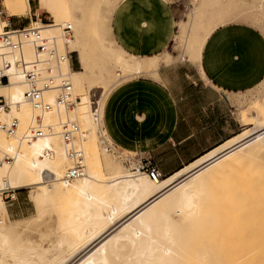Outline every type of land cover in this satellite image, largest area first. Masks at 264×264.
Instances as JSON below:
<instances>
[{
    "label": "bare ground",
    "instance_id": "1",
    "mask_svg": "<svg viewBox=\"0 0 264 264\" xmlns=\"http://www.w3.org/2000/svg\"><path fill=\"white\" fill-rule=\"evenodd\" d=\"M29 1L1 0L0 15L2 9L8 15L27 14L30 11ZM35 1L38 14L33 16L38 17L30 19V24L39 25L42 34L55 39L61 51L74 52L69 50L73 31L67 41L63 40L60 31L67 22L53 25V21L67 18L65 2ZM192 1L201 7H209L233 0ZM42 12L53 18L51 24L40 23ZM194 13L191 9L190 15ZM243 18L251 16L241 14L237 17L238 21L245 20ZM232 21L221 20L201 35L197 60L208 34L217 26ZM7 24V20L0 17V33ZM84 28L83 22L78 25L81 33L85 32ZM22 54L25 60L34 58L30 43L23 45ZM16 56L17 53H13L8 57L12 60ZM84 56L83 51H79V60L85 66ZM140 67L137 61L135 71H139ZM59 70L70 84L75 103L69 109L53 105L44 112L41 115L44 133L33 139H27L26 134L36 124L37 110L25 96L26 82L13 70L9 83L0 84V96L6 102V108L0 109V121L8 123L15 120L17 123L13 132L0 128V217H3L0 218V264L238 263L242 256L240 247L243 249L249 243L241 240L240 247H236L237 241H232L233 233L217 230V220L224 221L222 214L240 205L238 219L255 217L257 231L263 230L264 162L257 161V168L248 173L249 176L229 181L223 179L228 177L236 164L251 157L264 158V120H254L255 125L241 130L174 174L152 179L139 170L138 158L133 161L119 151L114 153L110 140L98 128L100 103L92 101L86 93L81 72L72 69L68 56L59 65ZM120 73L121 70H118L117 75ZM41 74H44L43 66ZM56 94V90L48 91L44 99L54 103ZM65 120L77 126L68 146L80 152L84 166L83 175L69 183L61 181L72 164L66 153L67 144L61 136V123ZM101 159L105 162L104 166ZM219 187L229 193L230 200L220 199ZM20 188L31 189L38 211L34 222L26 218L9 220L1 194ZM57 202L61 210L54 223L61 234L48 246L39 242L34 245L36 239L32 240L26 230L48 222L47 215ZM176 213L180 216L176 217ZM211 230L214 237L211 240L203 238ZM223 237L229 240L227 246L219 240Z\"/></svg>",
    "mask_w": 264,
    "mask_h": 264
},
{
    "label": "rangeland",
    "instance_id": "2",
    "mask_svg": "<svg viewBox=\"0 0 264 264\" xmlns=\"http://www.w3.org/2000/svg\"><path fill=\"white\" fill-rule=\"evenodd\" d=\"M63 1L67 9V18L63 19L64 21L54 22L46 12H42L40 18L43 21H53L54 26L64 22L71 24L73 38L69 50L72 49L75 52L72 69L81 72L86 93L92 101L100 103L101 117L98 128L110 140L109 143L115 150L114 153L119 151L131 157L133 161L135 159L137 161L140 155L135 151L117 146L111 139L107 127V105L111 93L117 87L132 78L146 76L143 73L155 72L160 61L167 64L174 59L170 54L187 56L192 61L197 60L196 51L201 35L221 20L232 19V22L250 26L264 38V0H233L228 4L215 3L209 7H201L192 0H168L166 3L164 0ZM30 5L33 14L36 11L37 2L30 0ZM191 9L195 11L192 16L190 15ZM4 12L0 17L6 21ZM241 14L250 15L251 18L238 21L237 17ZM17 15H23L11 16V21L17 25L26 24L31 17L34 19V16L30 14ZM82 22L85 26L84 33L78 29V25ZM81 50L85 55V66L79 60ZM147 55L156 56L144 57ZM137 61L142 66L139 68L140 72L134 69ZM118 70H121L120 75H117ZM231 103L234 106L235 115L238 114L240 122L244 124L240 130L255 125L254 120H264V76L245 92L232 95ZM93 106L96 105L93 103ZM98 139L101 147L100 137ZM257 161L263 163L264 158L251 157L249 160L236 164L228 177L223 180L229 181L249 176L248 173L257 168ZM104 163L102 160L103 166ZM219 189L220 199L230 200L229 193L223 187ZM5 194H1V197L9 213L10 222L21 221L23 218L34 222L37 219L38 211L32 200L31 189H16L15 199L12 200L6 199ZM58 203L52 205L53 211L51 208L47 215L48 225L45 223L26 230L28 236L33 238L32 240L36 239L34 245L39 242L43 246H48L55 241L57 235L61 234L54 223L61 210ZM240 208L241 206L237 205L233 211L224 212L222 214L224 221L217 220L219 223L216 228L219 232L225 230L233 233L232 241H237L236 247H240L241 240L249 243V246L243 249L240 247L242 256L236 264H264V227L262 231H257V218L255 217L238 219ZM175 216L179 217L180 214L176 213ZM0 218H3L2 215ZM241 228L242 231H239ZM236 232L240 235H236ZM241 232H243L242 235ZM213 237L211 230L206 232L203 238L211 240ZM219 240L224 246L229 243V240L227 238L224 240V237ZM224 251L232 255V252L225 248Z\"/></svg>",
    "mask_w": 264,
    "mask_h": 264
},
{
    "label": "crops",
    "instance_id": "3",
    "mask_svg": "<svg viewBox=\"0 0 264 264\" xmlns=\"http://www.w3.org/2000/svg\"><path fill=\"white\" fill-rule=\"evenodd\" d=\"M29 7L27 14H38L37 10L32 14L30 1ZM11 16L23 15L5 13L4 19L17 25ZM170 55L174 59L167 64L160 61L155 72L117 87L106 114L117 146L149 155L162 178L241 131L244 124L235 115L231 96L264 76V38L250 26L231 22L208 34L198 60Z\"/></svg>",
    "mask_w": 264,
    "mask_h": 264
},
{
    "label": "built area",
    "instance_id": "4",
    "mask_svg": "<svg viewBox=\"0 0 264 264\" xmlns=\"http://www.w3.org/2000/svg\"><path fill=\"white\" fill-rule=\"evenodd\" d=\"M1 1V0H0ZM38 16H34L37 19ZM42 24H51V21H43L39 17ZM5 30L0 33V84L9 83L12 71H16L27 84L25 96L37 110L35 114L36 124L30 127L26 137L33 139L44 133L41 126V115L49 111L53 105L56 107H65L69 109L74 105V100L71 96V87L64 75L59 70V65L67 56L70 59L71 67L73 66V55L75 52L61 51L58 48L56 40L45 37L39 25H31L29 21L21 26L11 25L9 22L4 26ZM61 35L64 41H67L72 36V26L69 22L61 26ZM30 43L34 49L35 56L32 60H25L22 54L23 45ZM17 53L14 59H10V54ZM43 66L44 74H41ZM56 90L57 94L54 98V103L47 102L44 99L46 92ZM6 108L5 98L0 96V109ZM17 126L15 120L10 122H1L0 128L7 132H13ZM77 131V126L65 120L61 123L62 140L67 144L66 153L71 159L72 164L61 177V181L69 183L76 177L82 176L84 166L81 160V154L75 148L68 146L71 138ZM138 168L141 171L155 179L161 177L162 174L157 168V165L149 155L140 154ZM5 198L15 199V190L4 192Z\"/></svg>",
    "mask_w": 264,
    "mask_h": 264
}]
</instances>
